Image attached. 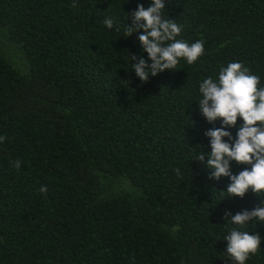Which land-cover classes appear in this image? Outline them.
Segmentation results:
<instances>
[{"label":"trees","instance_id":"trees-1","mask_svg":"<svg viewBox=\"0 0 264 264\" xmlns=\"http://www.w3.org/2000/svg\"><path fill=\"white\" fill-rule=\"evenodd\" d=\"M150 2L0 0V264H232L225 214L264 194L230 198L197 160L221 126L199 84L237 61L264 86V0H165L177 39L205 51L141 82L142 33L125 29ZM242 230L264 239V223ZM260 247L246 264H264Z\"/></svg>","mask_w":264,"mask_h":264},{"label":"clouds","instance_id":"clouds-1","mask_svg":"<svg viewBox=\"0 0 264 264\" xmlns=\"http://www.w3.org/2000/svg\"><path fill=\"white\" fill-rule=\"evenodd\" d=\"M165 0H151L145 8L137 5L131 13L132 25L125 29L127 37L138 35V42L143 55H129L131 68L141 82L149 77L176 68L181 58L193 64L204 54V41L197 40L189 44L184 39H177L182 32V25L165 15ZM116 22L113 18L104 19L103 24L109 30ZM150 61V63H149ZM258 75H254L242 63L234 61L222 66L218 77L204 78L199 84L200 99L198 108L209 123L220 121L219 128L205 133L209 139L211 151L199 155L198 161L204 162L211 170V179L227 177L230 183L226 191L230 198H243L251 190L257 196L264 194V86ZM235 137L228 128L237 125ZM0 136V143L4 141ZM249 165L237 174L231 171V165ZM20 168V162L13 165ZM41 194L47 193V187L40 188ZM227 222L235 227L229 229L223 240L227 242L226 254L232 264H246L250 255L261 249L264 239L260 235L242 230L252 223H264V200L252 210H243L235 215L225 214Z\"/></svg>","mask_w":264,"mask_h":264}]
</instances>
